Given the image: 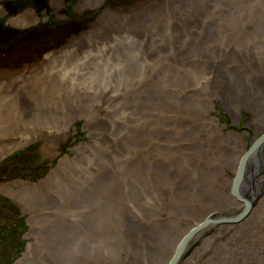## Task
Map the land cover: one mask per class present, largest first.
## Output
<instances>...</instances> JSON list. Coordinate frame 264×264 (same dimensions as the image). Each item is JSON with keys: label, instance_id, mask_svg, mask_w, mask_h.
<instances>
[{"label": "rangeland", "instance_id": "1", "mask_svg": "<svg viewBox=\"0 0 264 264\" xmlns=\"http://www.w3.org/2000/svg\"><path fill=\"white\" fill-rule=\"evenodd\" d=\"M44 1L51 5L45 9L44 15L39 8L44 6L42 0L19 1V6H24L19 8L20 11L31 7L38 19L30 28H25L28 30L25 34L14 32L13 40H7L12 28L18 31L23 27L5 20L0 22V39L3 38L0 41V88L12 86L18 89L20 80L11 79V75H18L20 68H43L41 65L47 56L68 60L64 54L54 56L73 37L80 36L98 23L106 11H112L121 19H131L135 26L127 32V36L115 37L110 48L101 56L95 52L88 57L81 67L83 76L87 74L96 82L103 79L102 84L111 83L115 87L120 83H129L128 79L135 77L136 73L151 72L149 81L140 87L133 107L145 105V100L150 102L149 98L164 105L163 109L167 110L169 105L178 103L180 109L176 120L170 121L174 125L165 128L166 131H177V134L175 137L171 133L167 142H160L165 148L161 153L155 150L153 161H150L144 148L146 136L138 133L141 148L137 155H133L131 145L127 149V142L115 145L119 140L130 138L128 128L119 140L114 141L118 136L111 135V141L103 143L104 135L95 131L92 125L85 124L83 119H77V123L70 126L68 135L55 149H49L40 138L22 136L21 148L12 149L0 157V183L31 176V179H22L39 182L37 186L40 188L27 184L26 196H23V188H15L16 192L8 194V190L0 186V225L5 230L14 231L15 240H23L19 250L16 241L0 244V247L6 248L5 255L0 248V264H150L145 255L151 248L150 243L159 246L154 254L157 257L151 258L154 264H167L172 260H176L174 264H264V138L261 140L264 113L259 105L254 106L259 91H255L249 99L255 102L251 105H247L242 96L234 97L230 93L241 86L237 75L247 81L252 80L253 84L259 85L258 88L264 86V53L257 50L259 45L264 47L262 0H258L261 3L257 9L250 8V0L246 10L253 11L250 15L245 13L233 28L241 48H237L235 40L231 39L228 51L222 49L218 52L219 62L230 65L235 71H230L233 74L228 81L216 85L211 82V72L203 73V77L193 75L194 52L189 48L194 46V41L191 32L181 28L177 17L176 31L173 25L168 34L157 37L149 30L145 31L147 24L136 26L139 24L137 19L145 20L151 13L160 15L164 22L170 19L173 12L161 11L175 8L168 5H174L179 0H92L82 8L77 5V0ZM48 17H51L50 25ZM62 17L65 21L55 22L52 19ZM254 35L256 40H253ZM160 37H167L164 43L167 50L172 49L175 55L192 61L191 67L179 65L183 80L173 88L167 86L171 79L178 77L171 75L176 65L163 62L148 69L143 62L146 52L152 59L160 57L163 52L166 54L165 50L151 54L158 44L145 42L147 38ZM188 51L191 56L185 53ZM85 56L83 54V58ZM135 56L141 60L140 64L133 61ZM136 83L143 82L136 80ZM40 86L44 89H37L40 101L35 104L39 106L37 108L44 104L47 108L42 111L51 114L54 106L64 103H59L58 98L66 93L62 84L54 80L47 79ZM173 89H176L177 98L172 94ZM166 91H171V94L165 95ZM151 93L161 95L157 97ZM122 97L123 94L114 91L110 98L122 100V104L116 107L118 109L126 104L128 95L125 93ZM165 98L168 100L161 102ZM72 99H66L69 108ZM0 100L4 105V94L1 92ZM47 100L51 107L46 104ZM78 102L84 107L86 102L90 104L95 100L79 97ZM136 108L132 109L136 111ZM116 120L121 123L120 126H125L123 116ZM61 133L59 129L58 136ZM237 139L242 145L231 149L230 141ZM255 139L261 140L263 145V153L260 152L261 157L256 162L250 159L255 150H250ZM70 146L80 147L79 154L83 157L74 161L75 147ZM23 147L25 149L20 151ZM66 155V172L62 171V167L47 173L51 166L64 164L57 159ZM58 172L62 174L59 176ZM151 181H155L154 188L150 186ZM32 188L38 201L30 195ZM248 193L251 196L248 197ZM245 199L250 201L247 203ZM247 205V212L242 215ZM170 206L183 220L174 226H161L164 224L161 221L157 226L149 224L148 218L164 220L166 216L174 215L162 211ZM216 206L219 208L214 210ZM149 210L151 212L147 215ZM214 211L219 213L215 222L207 219V215ZM203 217L207 222L205 228H199L189 237L185 248L183 245L175 249L186 237L182 238L185 232L192 226L190 230H195ZM20 220L25 225L20 234L19 227L3 225ZM53 222L60 225V231L42 234L43 226ZM31 245V250H27ZM178 255L182 256L177 258ZM5 260L8 263L3 262Z\"/></svg>", "mask_w": 264, "mask_h": 264}, {"label": "bare ground", "instance_id": "2", "mask_svg": "<svg viewBox=\"0 0 264 264\" xmlns=\"http://www.w3.org/2000/svg\"><path fill=\"white\" fill-rule=\"evenodd\" d=\"M52 1L53 3H57V0ZM90 1L92 0H77L76 2L77 5L82 8ZM249 1L250 0H179V2L174 5L171 3L168 5L169 7L175 8H167L161 11L162 13L173 12V14L170 16V19H166L164 22L161 21L160 15L156 14V16L154 14L156 16L155 18L154 15H151L153 13H151V16L149 15L145 20L142 18L137 19L139 24L136 26L139 27L147 24L148 27L144 26L145 31L147 32L149 30L152 35L157 37L163 34H168L169 28L175 25V19L177 17V19L181 21V28L187 29L188 32L190 31L194 41L192 44L194 46L189 48L191 52H194L195 61L193 66V75L195 77H203V73L211 72L213 73L211 82L214 81V85L221 84L224 81H228L230 76L233 74V72L230 71L235 70L230 65L219 62L218 52L222 49L228 51L227 46L229 45L231 39L235 40L237 48H241L240 44L236 42L237 38L235 37L233 28L235 24L243 17V15L245 16V13L250 15L253 11L246 10ZM262 2L264 3V0H262ZM260 3L261 2L258 0H252L250 8L257 9L260 6ZM41 4L44 6L39 8L43 10L42 13L44 15L45 9H49L51 5L45 4L44 0H42ZM53 5L57 7L55 4ZM23 7L24 6H14L10 0H0V22H4L5 20L6 22L9 21L12 24L23 27V29L18 31L12 28V34L14 32L25 34V32L28 31L25 28H30V25L38 19V15L33 10H31V7H25L27 9L24 8L20 11L19 8ZM124 15L126 16L127 14L125 13ZM47 19L48 24L50 25L49 17ZM170 20L172 22H170ZM134 26L135 23L132 24L131 19H121L116 16V13L112 11H106L105 14L101 15L98 23L91 26L88 30L82 32L80 36L73 37L71 42H68L65 46L61 47L59 49V53L54 56L57 57L64 54L68 56V60H55L47 56L43 60L44 64L41 65L43 68L36 67L39 68L38 70L20 68V73L18 75H11V79L14 77L19 79L21 84L18 89L13 88L12 86L0 88V92L4 94V105L0 100V157L10 152L12 149L21 148L23 141L20 140V138H22V136L37 139L40 138L44 143H46L45 145L48 146L49 149H55L57 148L59 142L65 137V135H68L70 126L76 124L78 121L77 119H83L85 124L92 125L95 127V131H97L99 134L101 133V135H104L102 137L103 143L106 141L110 142L111 135L118 136L113 139L114 141H116V139L119 140L120 136L127 133L124 131L125 128H128L130 138L119 140L115 145H123L127 142V149L131 145V151L133 155H137V152L141 148V145L138 143V133L146 136L147 143H145L144 148H146L148 152L150 161H153V154L155 150L161 153L165 148V146L160 144V142H167L168 138L171 136V133L176 137L177 131H166L165 128L168 125L170 128L172 125H174V123H170V121L176 120V115L180 109L178 103H174L173 106L169 105L167 110L163 109L165 107L164 105L158 104L149 98L150 102L145 100V105H141L137 108L133 107L135 105L134 102L136 101V97L140 93V87L149 81V75L151 72H144L143 74L136 73L135 77L128 79L129 83H120V86L115 85L114 87L111 85V83L102 84L103 79H101L100 82L94 81V79L92 77L89 78L85 72L84 74L86 75L83 76V68H81L88 57L93 56L95 52H98L101 56L104 51L110 48V44H112V41L115 37L127 36V32L134 28ZM97 30L101 32H97ZM102 32H108L110 34L107 35ZM254 32L257 34L255 28ZM11 35L7 38V40L11 38V40H13L15 38V34L12 36ZM2 39L3 38H1L0 41H2ZM146 40V43L153 45L155 42H157L158 44L155 52L151 54H155L157 50H165L166 54L163 52L160 57L152 59L150 53L146 52L143 62L148 65V69L156 66L159 63L162 64L163 62L168 63L170 66L176 65L177 68L171 71V75L178 77L175 80L171 79V81L168 82L170 84L167 86L172 88L175 87L180 81L183 80V75L181 74L182 70L179 68V65H182L184 68L186 66L191 67L192 61L184 58L185 56L180 57L178 54L175 55L172 49L167 50V47L164 44L166 43L165 41L168 40L167 37L147 38ZM253 40H256V35L253 36ZM153 48L154 47H152V49ZM257 50H260L264 53V47L260 45L257 46ZM188 52L185 53L191 56V53ZM83 54L84 56L86 55L84 58ZM198 55H200L201 58ZM206 55L209 57H206ZM80 59H83V61H80ZM133 61L137 64L141 63V60L137 56L133 58ZM129 62L133 65H136L131 61ZM1 68L2 67H0V69ZM75 68L80 70H74ZM223 70L224 72H222ZM131 75L134 76V74ZM262 76L264 78V72H262ZM47 79L54 80L59 84L61 83L66 93H62L61 95L59 94L64 99L58 98V102L64 103L59 106H54L55 108L52 109L53 113L51 114H46L44 111H42L46 110L47 108L44 104H41L40 108H37L39 106H36L35 104L36 102L40 101V96L37 89H44L40 86V84L46 82ZM136 80H139L143 83L137 84ZM237 82H239L241 86L237 91H230V93H232L234 97L242 96L247 100V105H251L255 102L249 99L252 97L255 91H259V94L256 96L258 97L257 102L254 106L259 105L262 109V112L264 113V86L258 88L259 85L256 86V84H253L252 80L247 81L244 77H239L238 75ZM114 91H118V93L123 94V97L125 93L128 95L126 104L121 105L119 109L116 107L122 104V100L120 98L110 100ZM172 92V94L177 98L176 89H173ZM164 93L168 96L171 94V91H166ZM151 94L156 95L157 97L161 95V93ZM79 97L91 98L94 99L95 102H91L90 104L86 102V105L83 107V103L78 102ZM67 98H73V102H70V104H72L70 108L66 104ZM167 100L168 99L165 98L161 102ZM46 104H50L51 107L49 100L46 101ZM132 108H136V111H134ZM239 109H241V107ZM40 110L42 111L41 113L39 112ZM121 116H123L124 121L126 120L125 126H120L121 123L116 120ZM57 123L62 125V127H59ZM59 129L62 131L60 136L57 134ZM59 137H61L60 140ZM230 142L231 149H235L242 145L240 139ZM102 145L103 144L101 143L100 146ZM252 146L255 150L251 153L252 156H250V159L256 162L259 160V157H261L260 152L263 153V145H261V142H258L257 139H255L252 142ZM70 148H74V151L71 150L75 153L74 161L83 157L79 154L80 147L70 146ZM24 149L25 147L20 149V151H23ZM116 153L117 151L115 154ZM66 157L67 155L60 156L57 161L61 160L60 162L64 164L51 166L47 173H53L58 168L62 167V171L66 172ZM240 159L243 161L244 151L240 156ZM66 161H69V159H66ZM238 165L239 164H237V166ZM99 172L100 171L96 172L95 174ZM61 174L62 172H58L59 176ZM20 177L21 178H15L13 180L17 181L15 184H12V180H8L11 182L0 183V186L7 189L8 191L5 192L8 194L10 192H16L15 188H23V196H26L27 184L40 188V186H37L40 184L39 182H29L26 179H22V177L24 178L25 176ZM25 178L31 179V177ZM154 182L155 181L150 182L151 188H154ZM33 188V193H29L38 201L39 198L36 196ZM249 196L251 195L248 193V197ZM249 201V199H245V202L248 203ZM218 208L219 207L216 206L214 210ZM152 209L154 210V207ZM162 211H167L168 214H174L176 215V218H173L174 215L166 216L164 220H153L148 218V221L150 222L149 224L151 226L159 225L158 222L160 221L164 223L161 226H174L176 222L183 220V217L173 206L168 207V209L164 208ZM150 212L151 210L147 211L146 214L149 215ZM218 214L219 213L216 211L209 213V215H207V219H211V221L215 222L218 220ZM205 218L206 217H203V219L199 221L201 224L195 230H190L193 227L192 226L187 230V232H185L182 238L184 236L186 237L184 238L183 242L177 244L175 249L180 248L183 245L185 248L189 237H192L195 233H197L199 228H205V225L207 224L205 222ZM59 226L60 225L57 222L47 223L43 226L42 234L47 232H59ZM150 245V250H147L150 254L145 252V255L147 256L146 261L150 264H154L155 262H153L151 258L155 259L157 257L154 254L156 251H158L159 246L156 243H150ZM32 246L33 245L27 248V250H31ZM44 249L48 250L49 248L44 247ZM27 250L25 251L24 256L27 254ZM180 256L182 255H178L177 258ZM137 261L138 259L135 261V263ZM175 262L176 260H172L167 264H174Z\"/></svg>", "mask_w": 264, "mask_h": 264}, {"label": "trees", "instance_id": "3", "mask_svg": "<svg viewBox=\"0 0 264 264\" xmlns=\"http://www.w3.org/2000/svg\"><path fill=\"white\" fill-rule=\"evenodd\" d=\"M44 170H42V172H43ZM41 174H39V175H36V176H34V177H32V179H34V178H36V177H38V176H40ZM31 177V176H30ZM3 225H5V226H9V227H12L11 225H13V226H17V227H19L20 228V230H19V232H18V234H20V232L25 228V225H24V222H23V220H20V221H17V222H15V223H12V221L10 222V223H7V224H3ZM0 244L3 242V241H8V242H12V241H16V245H18V246H16V248H17V250H19L20 249V246H21V242L23 241L22 239H20V238H18V240H15V233H14V231H8V230H5V228L2 226V225H0Z\"/></svg>", "mask_w": 264, "mask_h": 264}, {"label": "flooded vegetation", "instance_id": "4", "mask_svg": "<svg viewBox=\"0 0 264 264\" xmlns=\"http://www.w3.org/2000/svg\"><path fill=\"white\" fill-rule=\"evenodd\" d=\"M10 1H11V3H12L14 6H17V7H18V6L20 5V4H19V1H20V0H10ZM17 2H18V3H17ZM0 237H1V236H0ZM2 249L4 250V251H3V255H5V254H6V252H5V251H6V248L3 246ZM3 262H4V261H3ZM5 263H8V262L5 260Z\"/></svg>", "mask_w": 264, "mask_h": 264}, {"label": "water", "instance_id": "5", "mask_svg": "<svg viewBox=\"0 0 264 264\" xmlns=\"http://www.w3.org/2000/svg\"><path fill=\"white\" fill-rule=\"evenodd\" d=\"M263 138H264V135L262 136L261 140H262ZM261 140L258 139L257 141L260 142ZM253 148H254V147L252 146V147L250 148V150L253 149ZM241 163H243V161H241ZM236 185H237V182H236L235 186H236ZM248 207H249V205H247V206L245 207V209H244V213H241L242 215H243V214H246V212H247V211H246V208H248ZM206 223H207V222H206Z\"/></svg>", "mask_w": 264, "mask_h": 264}]
</instances>
